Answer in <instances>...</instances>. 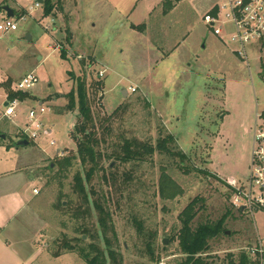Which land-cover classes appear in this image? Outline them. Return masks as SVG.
<instances>
[{"label":"rangeland","instance_id":"rangeland-1","mask_svg":"<svg viewBox=\"0 0 264 264\" xmlns=\"http://www.w3.org/2000/svg\"><path fill=\"white\" fill-rule=\"evenodd\" d=\"M13 1L2 5L0 0V7L8 5L14 11L17 25L16 31L0 32V76H10L4 83L9 81L12 88L34 72L38 83L20 99L14 124L6 131L7 142L26 125L29 109L42 103L44 132L20 147V154L31 163L38 190L35 206L46 222L47 250L63 254L51 264H85L63 247L79 236L82 222L71 219L75 204L56 207L60 194L64 207L73 198L74 169L62 178L53 164L58 151L64 156L76 151L71 132L77 108L64 110L66 95L76 88L68 73L86 80L96 122L117 108L123 113L122 124L113 123L114 136L123 134L155 146L158 139L171 135L170 152L186 156L180 163L177 156L155 151L140 162L105 161L118 176L110 210L123 264H152L149 252L160 259L158 264L183 261L177 241L180 217L196 198L200 200L192 229L228 213L225 233L210 240L203 255L208 262L228 264L229 259L237 262L240 254L250 257L249 250L259 240L264 247V216L234 209L227 185L244 184L248 177L255 114L264 110V48L260 53L249 49L246 64L234 55L233 46L212 35L203 16L222 0H172L165 9V0H52L55 8L49 16H43L41 3L34 7L38 0ZM5 18L0 9V22ZM97 81L104 86H97ZM210 157L218 169L211 168ZM162 173L180 189L174 199L159 196ZM134 220L141 223V231ZM95 231L100 230L94 214L91 234ZM83 239L90 242L92 237ZM98 242L102 245L101 238Z\"/></svg>","mask_w":264,"mask_h":264},{"label":"trees","instance_id":"trees-1","mask_svg":"<svg viewBox=\"0 0 264 264\" xmlns=\"http://www.w3.org/2000/svg\"><path fill=\"white\" fill-rule=\"evenodd\" d=\"M61 0H58L60 2ZM172 0H165L163 8H167ZM2 1V5L6 4ZM43 16L52 15L55 5L52 0H42ZM133 28H137L132 26ZM61 48V47H60ZM60 57L66 58L64 50L60 49ZM264 74V69L262 68ZM69 80H73L76 88L66 95L67 104L65 112L77 108V122L71 132V138L75 142L76 151L67 156L56 157L53 164L57 168V174L66 178L67 174L74 169L71 179V194L73 198L67 200V206H63L64 200L60 194L56 207L63 209L74 205L71 209V219L80 220L78 226L79 236L72 243H64V251L75 253L85 264H123V257L116 248L117 235L113 226L110 205L114 202L112 195L117 194L118 176L115 168L105 167L106 160L109 162L125 165L140 162L151 157L155 151L167 153L173 157L177 156L180 163H184L186 156L180 152H170L169 145L174 144V138L167 135L158 139L155 146L148 145L136 138H127L123 134L114 136L113 123L123 122V113L119 108L104 118L100 123L96 122L89 103L86 80L82 77H74L68 73ZM97 86L103 87L99 81ZM1 87L9 93V98L23 99L25 94L11 91L10 82L1 84ZM25 139V137H20ZM30 144L31 142L28 141ZM49 169L51 167L49 166ZM126 179V178H125ZM125 181V180H124ZM180 189L164 173L160 175L158 193L162 199L171 200L177 197ZM200 199H194L183 211L180 217L181 229L177 241L180 254L184 260L176 264H211L203 257L208 250L209 241L225 233L224 223L228 213L224 214L216 222H204L191 228L190 224L195 216V206ZM95 214L96 224L99 228L91 234L92 217ZM141 231V223L134 220ZM88 225V226H87ZM89 234L92 239L87 242L83 236ZM94 236V238H93ZM96 238V239H95ZM102 240V245L99 240ZM150 251V246L147 244ZM63 255L61 251L55 250L53 257ZM152 264H158L159 258L149 252ZM253 259V258H252ZM246 254H240L237 262L229 259L228 264H258Z\"/></svg>","mask_w":264,"mask_h":264},{"label":"built area","instance_id":"built-area-1","mask_svg":"<svg viewBox=\"0 0 264 264\" xmlns=\"http://www.w3.org/2000/svg\"><path fill=\"white\" fill-rule=\"evenodd\" d=\"M34 7L39 8L41 5L37 2ZM203 21L214 37L233 46L235 55L248 64L249 47L264 40V0H222L212 6L203 16ZM16 30L17 25L12 18H5L0 22V32ZM98 77H103V72H99ZM37 83L38 77L30 72L20 78L11 91L25 94ZM128 90L130 93L135 92V88L130 87ZM4 101L1 118L11 119L16 115L22 101L16 97L9 98V94L5 95ZM44 113L42 103L38 109H29L27 123L19 130L18 136L25 137L27 141H36L45 129L42 122ZM54 145L55 142L51 141L50 146ZM63 156L64 153L57 152V157ZM227 185L231 191L230 205L234 209L250 215L259 212L264 216V110L255 115L247 180L244 184L229 181ZM33 193L37 194L38 190L34 189ZM249 255L258 264H264L261 240L257 247L249 250Z\"/></svg>","mask_w":264,"mask_h":264},{"label":"crops","instance_id":"crops-1","mask_svg":"<svg viewBox=\"0 0 264 264\" xmlns=\"http://www.w3.org/2000/svg\"><path fill=\"white\" fill-rule=\"evenodd\" d=\"M263 48L264 40L249 47L258 53ZM9 77L0 76V90L3 93V98L0 99V264H51L57 257L52 256L44 242L46 222L35 206L38 193H33L37 187L35 178L29 171L31 163L21 159L22 148L15 145L20 137L7 142V128L14 124L18 111L11 119L1 118L5 95L9 94L1 84ZM122 93L127 94L125 90ZM210 158V166L214 168L212 157Z\"/></svg>","mask_w":264,"mask_h":264},{"label":"water","instance_id":"water-1","mask_svg":"<svg viewBox=\"0 0 264 264\" xmlns=\"http://www.w3.org/2000/svg\"><path fill=\"white\" fill-rule=\"evenodd\" d=\"M39 3L42 2V0L38 1ZM1 11L4 12L6 18H13L14 16V11L8 6V5H4L0 7ZM123 95L125 96V94L123 93ZM17 147H26L29 145L28 141L25 139H20L19 141L16 142L15 144ZM165 244V242H163Z\"/></svg>","mask_w":264,"mask_h":264}]
</instances>
